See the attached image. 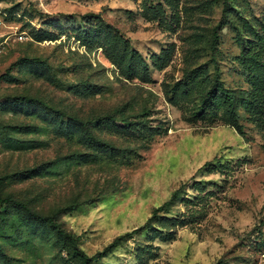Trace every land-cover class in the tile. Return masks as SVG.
<instances>
[{"label": "rangeland", "instance_id": "374dc122", "mask_svg": "<svg viewBox=\"0 0 264 264\" xmlns=\"http://www.w3.org/2000/svg\"><path fill=\"white\" fill-rule=\"evenodd\" d=\"M222 88L245 93L240 132ZM7 197L89 257L138 230L93 264H264V0H0ZM71 251L0 205V264Z\"/></svg>", "mask_w": 264, "mask_h": 264}, {"label": "trees", "instance_id": "16d2710c", "mask_svg": "<svg viewBox=\"0 0 264 264\" xmlns=\"http://www.w3.org/2000/svg\"><path fill=\"white\" fill-rule=\"evenodd\" d=\"M198 74L202 75L200 71H198ZM216 91L217 90L213 87L211 90H209L205 94L204 98L202 99L203 105L205 106L206 109H212L214 111V106H215L214 100H215V97L217 96ZM219 94H220V99H221L220 101L221 105L219 108L223 112L224 120L227 121L228 124L232 125V127H234L238 132H240L241 127L238 125L237 109L239 106H242L245 103V100L247 99L246 97H244L245 93H241V96L237 97L235 94H233L232 91L224 90L222 88ZM113 120H114L113 116H108V117L97 119L99 123L101 122L110 123V122H113ZM86 131H87L88 139L92 141L93 144H96L101 148L109 149L111 152L121 153L125 158H128V155H129L128 151H119V150L114 149L111 146L101 143L99 140L94 138L93 135H91L87 129ZM176 197H177V191H175L172 194L170 200L167 203L153 210L152 217L148 220L146 224L148 225L152 221V219L156 217L157 214L164 212L165 208L170 206L176 200ZM0 205H6L9 208H12L14 210L21 212L22 214H24V216L32 218L36 220L37 222H40L42 226H44L49 231L56 234L57 239L61 244L71 247L72 251L70 255L72 258H74L77 261L78 264H93V263L100 261L107 254H109L115 247H117V245L122 240L130 237L131 235H133L134 233L138 231V230H135L130 234H125L124 236L115 238L101 252H98L95 255L89 257L76 247L78 238L72 235H69L65 231L61 230L59 225L55 223L54 218L40 216L37 213L33 212L31 209H29L26 205L18 201H15L11 199L10 197L0 200ZM68 208L69 210H73L74 206L68 207Z\"/></svg>", "mask_w": 264, "mask_h": 264}]
</instances>
